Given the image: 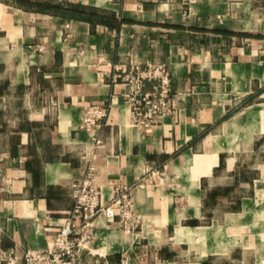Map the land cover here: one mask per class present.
I'll return each mask as SVG.
<instances>
[{
  "label": "crops",
  "instance_id": "1",
  "mask_svg": "<svg viewBox=\"0 0 264 264\" xmlns=\"http://www.w3.org/2000/svg\"><path fill=\"white\" fill-rule=\"evenodd\" d=\"M58 1L124 21L0 0V249L11 264L54 247L89 164L103 200L130 187L135 222L95 217L82 264H264V0ZM146 62L168 68L170 107L137 127L123 73ZM91 104L107 115L83 130Z\"/></svg>",
  "mask_w": 264,
  "mask_h": 264
},
{
  "label": "built area",
  "instance_id": "2",
  "mask_svg": "<svg viewBox=\"0 0 264 264\" xmlns=\"http://www.w3.org/2000/svg\"><path fill=\"white\" fill-rule=\"evenodd\" d=\"M119 69V66H117ZM121 74L118 73V76ZM129 84L127 101L130 121L137 127L153 124L157 116L168 112L171 96V77L162 64L135 63L123 73ZM146 82H153L151 90H144ZM107 115V108L91 104L83 112L79 127L89 130ZM74 204L55 236L50 250L28 248L23 254L24 264H82L81 254L85 242L91 237L90 227L95 217L103 215L111 221L116 215L123 226L130 228L135 222L132 215L130 187L117 186L109 200H103L102 191L93 179V166L89 164L85 176L72 189ZM12 250L0 249V264L12 263ZM111 264H135L127 255Z\"/></svg>",
  "mask_w": 264,
  "mask_h": 264
},
{
  "label": "trees",
  "instance_id": "3",
  "mask_svg": "<svg viewBox=\"0 0 264 264\" xmlns=\"http://www.w3.org/2000/svg\"><path fill=\"white\" fill-rule=\"evenodd\" d=\"M24 9L63 16L66 18L82 19L89 22H100L119 25L124 19H118L114 13H104L95 6L78 2H63L58 0H7Z\"/></svg>",
  "mask_w": 264,
  "mask_h": 264
}]
</instances>
